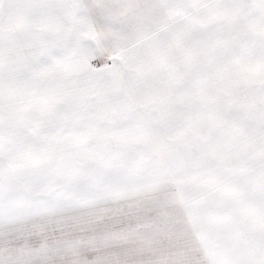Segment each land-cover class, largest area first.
<instances>
[{"label":"snow or ice","instance_id":"1","mask_svg":"<svg viewBox=\"0 0 264 264\" xmlns=\"http://www.w3.org/2000/svg\"><path fill=\"white\" fill-rule=\"evenodd\" d=\"M0 264H264V0H0Z\"/></svg>","mask_w":264,"mask_h":264}]
</instances>
